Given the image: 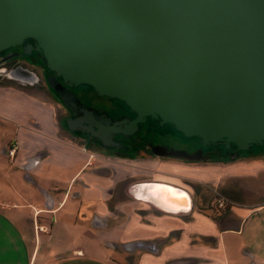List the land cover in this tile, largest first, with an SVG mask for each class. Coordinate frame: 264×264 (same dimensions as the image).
<instances>
[{"label":"water","instance_id":"95a60500","mask_svg":"<svg viewBox=\"0 0 264 264\" xmlns=\"http://www.w3.org/2000/svg\"><path fill=\"white\" fill-rule=\"evenodd\" d=\"M15 47L135 113L119 128L89 126L104 145L146 119L203 147L264 145V0H0V53ZM159 189L149 196L165 202Z\"/></svg>","mask_w":264,"mask_h":264},{"label":"crops","instance_id":"0c3cea01","mask_svg":"<svg viewBox=\"0 0 264 264\" xmlns=\"http://www.w3.org/2000/svg\"><path fill=\"white\" fill-rule=\"evenodd\" d=\"M31 99L0 105V111L19 123L17 139L26 119L41 123L36 113L44 110L52 116L49 105ZM44 122L41 132L51 136L45 139L46 155L35 157L30 170L23 167L27 160L20 165L33 180L17 184L26 194V206L19 194L8 200L11 208L0 207V219L13 226L11 232L27 252L28 264H120L113 254L118 248L123 249L127 264L132 258L134 264H264V153L227 163L152 159L150 164L160 165L148 173L157 179L139 178L124 186L122 203L113 206L123 213L122 221L108 225L112 213L106 204L105 216L88 218L77 201L105 196L101 181L107 180L111 198L108 189H113L114 180L94 171L93 157L86 151L59 138L57 121ZM133 175L149 174L134 171ZM138 187L145 192L158 188L170 194L183 192L189 208L167 211L150 199L136 198L132 189ZM86 226L96 231L90 233ZM18 250L9 243L0 253L12 256Z\"/></svg>","mask_w":264,"mask_h":264},{"label":"rangeland","instance_id":"374dc122","mask_svg":"<svg viewBox=\"0 0 264 264\" xmlns=\"http://www.w3.org/2000/svg\"><path fill=\"white\" fill-rule=\"evenodd\" d=\"M1 82H0V105L3 103L10 102L13 104V102L16 101H24L27 96L35 99L36 101L40 103H45L49 105L50 108L49 111L51 112L50 116L48 115L47 111L44 110L43 113H36L37 118H40L42 122H37L34 118L26 119L25 121V128H22L24 132L20 135V138L17 139L18 131L17 128L19 127V123L9 117V114L7 111L4 110L0 111L2 115H0V199L4 204H1L0 207L2 209H9L13 204H10V202L13 200L12 196L15 198H18V195L20 194L21 197L24 198L22 200L23 207L26 206V200H25V193L23 191L18 190L17 184L18 181L27 182L28 180H32V174L24 172L20 169V165L22 163H26L23 165L26 166L31 162L30 160H36L34 159L38 155L42 154V157L44 154L46 155L49 146L45 143V139L50 138L51 136H48L46 133H42L43 131V124L46 120H53L56 123L57 116L60 115L61 111L59 109V105L57 101L53 100L47 92L43 89H39L36 86H29L25 83V81L17 80L15 81L12 79V75L10 74H1ZM25 77V76H24ZM24 80V79H23ZM30 99V98H29ZM31 99V100H33ZM33 100V101H35ZM31 101V102H33ZM45 108V106H44ZM39 131V132H38ZM57 135L60 139L66 140L69 143L73 142L75 145L74 147L82 148V151H86L89 155L88 157H93L94 160V171L97 172L99 175H105L107 177H111V181L114 180V187L112 190L108 189V192L110 191L112 193V197H107V187L111 186V182L109 180L107 181H101V184L104 189V195H100L98 198H91L85 196L84 198H80L77 201L78 209L80 207L84 206V209L80 212H83V216H88V218H92L93 216H105L107 214V210L104 207V204L107 205V208L109 209V212L112 213V215L109 217L111 218L108 225L111 224H120L122 221L123 213L120 211V209H114L113 206H119L122 203L123 200V193L122 190L124 186H126L130 181L135 179H142L151 181L152 179H157V177L152 176L153 172L152 168L158 167V165H152L153 162L150 164L148 161H124L117 158L109 157L108 154H102L101 150L96 148L95 146L91 145H84V141H79L73 139V137H69V135L66 133L65 129L61 126L57 127ZM174 133L173 129L164 127L163 133ZM26 133V134H25ZM175 134V133H174ZM43 135V136H41ZM47 137V138H46ZM193 143L189 146V150H192V147H196L198 145L197 139L191 140ZM78 145V146H77ZM179 147L181 146V143H178ZM12 149L15 150V153L13 154V157H11L9 154L12 151ZM211 149L217 151L219 156L223 160L230 159L231 156H243V158H249L251 155L257 154L261 151H264L262 146H255L252 147L250 150L245 152H239L235 150V148L232 146L228 150H223L222 147H211ZM238 152V153H237ZM43 159V158H42ZM37 161V160H36ZM153 161L160 162L162 159H156L154 158ZM178 161V160H177ZM162 163V162H160ZM134 171L139 172H146L149 175H133ZM158 174V173H156ZM31 177V178H30ZM33 181V180H32ZM35 182V179H34ZM23 183V184H24ZM135 189V188H134ZM134 189H132V194ZM134 195V194H133ZM17 198L15 200H17ZM74 199V198H72ZM8 200L10 202H8ZM87 206V207H86ZM22 207V208H23ZM86 207V208H85ZM27 210V207H25ZM79 212V211H78ZM87 227V226H86ZM89 227V228H88ZM87 229L90 233H93L96 231L95 228H92L88 226ZM13 226L5 219H0V248H3L7 245L12 244L13 246H18V253L7 254L5 252L0 253V264H6V262H11L12 264H28L27 262V252L24 250L23 246L19 243L16 236L14 235L11 230H13ZM7 235V236H5ZM103 241V239H101ZM105 245V244H104ZM112 247V246H111ZM118 250L120 252H118ZM114 251V255L117 258V261L120 264H127L125 253L123 252V249H119ZM122 251V252H121ZM11 256V257H10ZM135 263V258H132L131 264Z\"/></svg>","mask_w":264,"mask_h":264},{"label":"flooded vegetation","instance_id":"af4514ba","mask_svg":"<svg viewBox=\"0 0 264 264\" xmlns=\"http://www.w3.org/2000/svg\"><path fill=\"white\" fill-rule=\"evenodd\" d=\"M29 43L34 46L32 41ZM3 73L12 75V79L15 81L19 79L25 81L29 86L44 89L59 105L61 113L57 116V125L63 127L69 137L95 146L101 150L102 154H108L109 157L124 161L145 162L154 158L188 162H211L210 160H215L216 162L212 163H222L223 161L217 151L211 149V147L216 146L203 147L197 140L198 145L189 150L188 145H191L193 143L191 140L195 138H185L172 127L160 125L158 121L151 119H146L144 124L138 125L137 131L131 135L121 132L111 133L113 143L104 145L94 133H100L110 126L119 128L122 125L118 123L134 120L135 113L118 100L98 96L89 87H69L46 68L41 54L34 49L27 53L24 47H15L0 53V78L6 77L1 75ZM78 120H82V124H79ZM115 123L117 124L114 125ZM89 126L92 127L94 133L90 132ZM164 127L173 129L175 134L163 133ZM179 142L182 147L178 146ZM217 146L225 149L223 145ZM262 147L264 149V145ZM235 150L237 149L235 148ZM176 151H184L191 156H198L199 159L173 157L171 153ZM262 153L264 151L255 155ZM241 158H243L241 155L230 157L233 161Z\"/></svg>","mask_w":264,"mask_h":264},{"label":"bare ground","instance_id":"6f19581e","mask_svg":"<svg viewBox=\"0 0 264 264\" xmlns=\"http://www.w3.org/2000/svg\"><path fill=\"white\" fill-rule=\"evenodd\" d=\"M155 183V182H154ZM161 185H168L166 183H161ZM159 186V185H158ZM145 188V187H144ZM158 188V187H157ZM141 187L135 188L133 191V194L136 198H145V199H151L149 196L148 191H142L140 190ZM175 191V190H174ZM164 193L165 197V202L161 201V199L158 197V199H151L156 203L158 206L162 207L163 209L167 211H179V210H187L189 208V198L186 194L182 192V194H178V192L169 193L167 192H162Z\"/></svg>","mask_w":264,"mask_h":264},{"label":"built area","instance_id":"2783aa9c","mask_svg":"<svg viewBox=\"0 0 264 264\" xmlns=\"http://www.w3.org/2000/svg\"><path fill=\"white\" fill-rule=\"evenodd\" d=\"M15 153V150L14 149H12V151L10 152V156L11 157H13V154ZM218 206L220 207V208H223L224 207V204L220 201L219 203H218Z\"/></svg>","mask_w":264,"mask_h":264},{"label":"trees","instance_id":"16d2710c","mask_svg":"<svg viewBox=\"0 0 264 264\" xmlns=\"http://www.w3.org/2000/svg\"><path fill=\"white\" fill-rule=\"evenodd\" d=\"M210 161H211V162H216L215 160H210ZM231 161H233V160H231V159H228V160H226V161L223 160L222 163H227V162H231Z\"/></svg>","mask_w":264,"mask_h":264}]
</instances>
